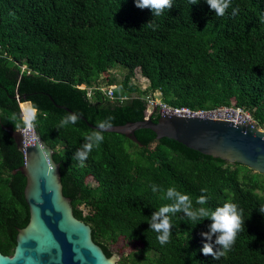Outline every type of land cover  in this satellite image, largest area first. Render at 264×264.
<instances>
[{"label":"trees","instance_id":"obj_1","mask_svg":"<svg viewBox=\"0 0 264 264\" xmlns=\"http://www.w3.org/2000/svg\"><path fill=\"white\" fill-rule=\"evenodd\" d=\"M117 66L125 70L119 83L100 81ZM136 69L147 80L144 90L131 83ZM112 85L125 100L111 102L94 90ZM154 92L174 108H239L264 131V0H230L223 16L206 0H171L158 17L134 0H0V253L13 254L17 230L29 218L25 178L13 173L23 155L4 130L24 128L19 104L29 102L31 128L59 164L62 194L106 257L121 238L138 247L120 251L117 264H264L263 175L157 140L148 129L134 132L139 144L100 131L103 139L86 159L74 158L98 121L111 127L143 120L144 97ZM72 113L74 124L57 127ZM150 118L156 122L158 112ZM169 187L192 209L237 205L243 224L229 250L216 243L218 233L208 235L209 218L193 222L182 209L165 213L169 238L159 243L149 220L173 202ZM201 195L205 203L197 205ZM205 243L223 254H203Z\"/></svg>","mask_w":264,"mask_h":264},{"label":"water","instance_id":"obj_2","mask_svg":"<svg viewBox=\"0 0 264 264\" xmlns=\"http://www.w3.org/2000/svg\"><path fill=\"white\" fill-rule=\"evenodd\" d=\"M151 113L141 121L111 126L98 131L124 135L139 144L134 132L148 129L156 139L167 138L200 154L230 164L242 165L264 176V131L245 116L233 111L190 114L162 109L156 122ZM23 164L13 173L25 178L23 196L28 207V222L18 229L11 256L0 253V264H117L112 254L106 257L91 238V228L73 216L70 199L62 194L59 164L53 150L39 133L4 129Z\"/></svg>","mask_w":264,"mask_h":264},{"label":"clouds","instance_id":"obj_3","mask_svg":"<svg viewBox=\"0 0 264 264\" xmlns=\"http://www.w3.org/2000/svg\"><path fill=\"white\" fill-rule=\"evenodd\" d=\"M134 2L137 7L149 8L155 17L160 16L165 9H168L171 6V0H134ZM196 2L197 0H187L188 5ZM206 3L209 5L210 9L214 10V13L217 16H223L225 10L229 7L230 0H206ZM235 11L236 9L233 8L232 9L233 14L235 13ZM149 26L150 27L153 26L151 22L149 23ZM144 80L147 81L146 79ZM80 88L83 89L84 87L81 86ZM31 110L33 109L31 108ZM156 111L157 110L155 109V112ZM34 113L31 115V120ZM77 119H78V114L76 113L67 114L60 119L57 127H63L68 124H74ZM23 121L25 126L20 130L31 129L33 133H36L31 128V125L30 128L27 127L28 118H26V120ZM250 121L253 122L251 119ZM97 126L99 129L106 130L108 127H110V120L98 121ZM84 139L86 142L82 145L81 149L77 150V152L74 155V158L81 163L86 159L91 148L96 143L100 142L103 139V137L100 131H93L91 133L86 134ZM151 189L152 191L155 192L157 186L151 185ZM201 191H204V189H201ZM165 195L167 197L174 198L173 202L161 206L156 212L152 214L149 220L150 228L157 233L156 238L159 241V243L164 244L167 242L169 238L170 225L168 223V218L167 215H165V213H175L178 210L182 209L186 213L187 217L193 222H196L201 218H205V217L209 218L211 220V223L209 225L210 233L208 235H210L213 232L218 233V235L216 236V243L222 246L223 251H227L231 248V246L234 243L235 236L243 224V220L241 219V212L235 203L225 202L211 211L205 207H197L195 209H192L191 208L192 202L188 199L186 195L181 194L176 189L172 187L165 189ZM205 200L206 197L201 195L197 198L196 204L203 205L205 203ZM259 211L264 213V203L259 204ZM157 217H160L158 222H157ZM201 252L203 254L211 253L213 254L214 258L223 254V252L221 251H217L216 253H213L212 248L207 243H205V245L202 247Z\"/></svg>","mask_w":264,"mask_h":264},{"label":"built area","instance_id":"obj_4","mask_svg":"<svg viewBox=\"0 0 264 264\" xmlns=\"http://www.w3.org/2000/svg\"><path fill=\"white\" fill-rule=\"evenodd\" d=\"M94 90L101 92L102 95L111 102H116V101L122 102L123 100H125L124 97L116 98L113 94V87H111V86L110 87L99 86V88H94ZM154 94H158L159 96H161V94L159 92H156V93L148 94L144 97V99L147 102V109L145 112V116L148 113H151L153 108H155L158 112L161 111L162 109H169L172 111L190 113V114H203V113H209V112H215V111H233L235 113H238V114H241V115L247 117L248 121H250L249 115L241 109H236L233 107H222V108L212 109V110H196V111H194V110H190L188 108H174V107H170L167 104L161 102V99L159 101L155 100ZM159 115H161V114L159 113ZM30 122H31V116H29L28 121H27V127L28 128H30Z\"/></svg>","mask_w":264,"mask_h":264},{"label":"rangeland","instance_id":"obj_5","mask_svg":"<svg viewBox=\"0 0 264 264\" xmlns=\"http://www.w3.org/2000/svg\"><path fill=\"white\" fill-rule=\"evenodd\" d=\"M22 68H24V67H22ZM124 74H125V70L122 69V68H120L119 66H117V67H114V68L110 69L105 75H102V78H100V81H104V80H105V77H107V78H114V82L119 83V82L123 79ZM131 83H133V84L139 86L141 90H144V89L147 87V85H148L147 81H145L144 78H142V76L140 75L138 69H136V70L134 71V76L131 78ZM112 87H115V85H112ZM154 99L157 100V101H159V100H160V96H159L158 94H154ZM19 106H20V105H19ZM24 107L26 108V110H28V111H29V110L32 111L31 108H30V104H29V103L24 102ZM28 107H29V108H28ZM20 109H21V106H20ZM30 111H29V113H28L27 118H28L29 116L32 115V114L30 113ZM21 112H22V110H21ZM22 114H23V112L21 113V117H20V119H22V120H26V118H25L24 115H22ZM23 122H24V121H23ZM260 129H261V128H260ZM261 130H262V129H261ZM262 131H263V130H262ZM58 147H60V145H59ZM252 172H253V171H252ZM253 173H255V172H253ZM257 178H258V177H257ZM260 178H262V177H260ZM85 181H86L87 183H89V184H93V186L95 185L94 182H93V180L91 179V177H87ZM79 209H81V206H79ZM83 213H84V212H83ZM116 245L119 247L118 249L115 247ZM116 245L113 246V249H112V248H111V249H112V251H113V254H114L117 258L119 257L117 254H120V251H122L124 254H127V253H129L132 249L136 248V246L138 247V245H135V243H134L133 245H127V244H125L124 242H122L121 238L118 240V242H117ZM120 247H121L122 250H120ZM116 250H117V251H116ZM118 260H119V259H118ZM117 262H118V261H117Z\"/></svg>","mask_w":264,"mask_h":264},{"label":"bare ground","instance_id":"obj_6","mask_svg":"<svg viewBox=\"0 0 264 264\" xmlns=\"http://www.w3.org/2000/svg\"><path fill=\"white\" fill-rule=\"evenodd\" d=\"M29 103V102H28ZM20 106H21V110H22V112H23V114L22 115H24V117L25 118H27V116H28V113H29V111L28 110H26V108L24 107V103H22V104H20ZM29 108V107H28ZM30 113L32 114V113H34V111L32 110V111H30ZM29 118V117H28ZM246 119H247V117H246ZM248 120V119H247ZM25 131H29V132H32L33 133V131L31 130V129H26Z\"/></svg>","mask_w":264,"mask_h":264}]
</instances>
